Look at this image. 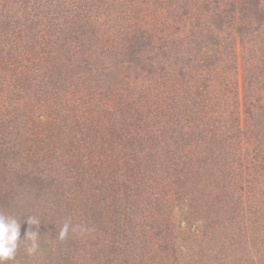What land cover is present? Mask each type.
Segmentation results:
<instances>
[{
	"label": "trees",
	"instance_id": "trees-1",
	"mask_svg": "<svg viewBox=\"0 0 264 264\" xmlns=\"http://www.w3.org/2000/svg\"><path fill=\"white\" fill-rule=\"evenodd\" d=\"M222 224L264 264V0H0V264H182Z\"/></svg>",
	"mask_w": 264,
	"mask_h": 264
},
{
	"label": "rangeland",
	"instance_id": "rangeland-1",
	"mask_svg": "<svg viewBox=\"0 0 264 264\" xmlns=\"http://www.w3.org/2000/svg\"><path fill=\"white\" fill-rule=\"evenodd\" d=\"M127 15H124V11H120L119 14L118 13L109 14V15H107V13L100 14V17L103 18L102 21L104 22V25H106V27L110 28L109 31L114 32L117 30L116 32H120L122 29L127 28L126 27L127 22L124 20V18ZM182 210H185V208H179V209H178V207L173 208V212H174L173 221H174V225L178 228H179V226H182V223H183L180 221V218H182V213H181ZM197 217H195L194 219H191L190 223L194 224V226H192V227L195 230L197 228L203 229L202 225H200L202 223L201 217L200 216H197ZM221 226H219V229H217V232H214L213 230H211V233L209 234L207 239H205V241H204L205 243L203 245L204 246L203 251H199V247L196 245V240L189 239L191 237L188 236L189 235L188 233L176 234L178 236V238H177V241H176V239H174L176 242L173 244V247L177 251V255L182 256V261H183L182 264H193L195 262V258H197V255H196L197 252H199L197 254L204 255L207 257V263H206V259L201 258L202 264H218L221 260H223L224 259L223 254H220L219 257L215 254L217 252V250L224 245L223 240L225 239V237H227L224 235V234H226V232H228L226 225L222 224ZM231 228H232V226H231ZM233 230L234 229L232 228V231ZM250 231L252 232V236H258L260 233H262L264 231V224L262 226L260 225L259 227H257V224H253L250 226ZM24 241H26V244L24 245L25 249L23 248L24 250H22L23 252L21 251L20 254H22L28 250H31V253L34 252V257L36 259L38 257V252H40V247L38 244H36L33 241L32 234H29V236H27V238H25ZM212 245H213L214 251L212 250ZM121 246H123L124 251H125L126 256H127V257L122 256V259L126 262V264H130V263L137 264L139 261V257H138L139 251L137 250V248L136 247L134 248L133 245H130V241H128L126 243L122 242ZM26 247L27 248L29 247V249H26ZM207 249H209V250L207 251ZM213 254L218 259L215 262H213V260H212Z\"/></svg>",
	"mask_w": 264,
	"mask_h": 264
}]
</instances>
